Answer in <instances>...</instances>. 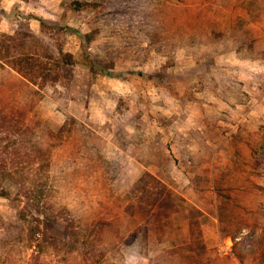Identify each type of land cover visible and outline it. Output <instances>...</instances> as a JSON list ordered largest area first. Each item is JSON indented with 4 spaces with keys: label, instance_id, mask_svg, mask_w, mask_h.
I'll return each instance as SVG.
<instances>
[{
    "label": "rangeland",
    "instance_id": "374dc122",
    "mask_svg": "<svg viewBox=\"0 0 264 264\" xmlns=\"http://www.w3.org/2000/svg\"><path fill=\"white\" fill-rule=\"evenodd\" d=\"M24 2L0 0V32L18 39L32 33L57 57L63 50L76 62L71 79L40 92L31 116L55 133L70 120L82 123L100 154L115 166L108 174L102 166L91 171L75 164L62 175L52 169L31 171L21 184L0 176V264H196L197 258L264 264V172L253 156L264 145V59L244 48L225 52L215 63L227 70L226 77L206 80V62L191 54L153 53L144 66L113 56L107 61L109 74L94 75L91 60L105 59L106 50L114 49L105 29L94 33L88 22L65 10L64 0ZM236 14L251 18L246 10L229 7L226 27ZM92 33L94 38L87 41L85 36ZM103 78L126 82L121 86L134 82V91L102 97L94 85ZM229 78L243 83L248 101L222 118L226 104L217 91L219 82ZM61 147L53 150L54 158L64 151ZM201 154L210 161L192 164L191 157L201 161ZM68 159L67 154L58 157V168ZM147 172L157 176L159 190L166 187L176 205L172 230L161 238L146 230L148 218L130 199ZM220 180L224 194L232 197L230 202L225 198L232 206L231 220L242 225L236 238H223L217 206L208 202H222L216 193ZM121 220L127 225L121 230L124 240L114 232L117 226H105L123 224ZM44 222L52 235L64 231L70 241L89 240L87 252L73 243L56 249L33 238L31 230ZM236 242L255 248L244 262L234 254Z\"/></svg>",
    "mask_w": 264,
    "mask_h": 264
},
{
    "label": "trees",
    "instance_id": "16d2710c",
    "mask_svg": "<svg viewBox=\"0 0 264 264\" xmlns=\"http://www.w3.org/2000/svg\"><path fill=\"white\" fill-rule=\"evenodd\" d=\"M63 6L75 18L93 26L94 33L105 29L106 37L114 46V49L106 50L105 59L91 60L94 75H108L107 61L113 56L123 57L136 66H144L153 53L191 54L195 59L206 62L208 73L203 76L206 80L226 77L227 70L215 63V58L225 52L244 48L264 59V0H174L162 4L155 0H64ZM229 7L246 10L252 19L236 14L230 28L226 27ZM42 26L45 27L44 22ZM94 33L86 35V40L91 41ZM75 64L72 53L60 50L57 57L43 40L32 33L18 39L0 32V176L21 184L31 171L42 174L44 170L52 169L54 173L62 175L73 164L78 169L91 171L102 166L106 174L112 173L109 170L114 168V161L104 159L85 125L70 120L55 133L48 125L31 116L40 92L48 85L71 79ZM229 79L226 82L221 80L217 91V96L226 104L222 118L230 116L232 108L248 101L243 83ZM72 136H75L74 141H71ZM60 146L64 151L54 158L53 150ZM205 148L211 151L209 146ZM65 154L70 164L59 169L57 159ZM253 156L260 173L264 172V145ZM209 161L204 156L201 161L191 157L194 165ZM141 162L146 166L152 165ZM224 177L228 178L229 174L224 173ZM52 178L56 179V175H52ZM224 180H220L216 188L222 202L216 204L212 198L208 202L217 206L223 238H236L242 225L239 221L231 220L229 210L232 206L225 202V198L230 202L232 197L225 195L221 189ZM37 186L36 193L40 192L38 183ZM160 186L157 176L147 172L135 187L136 197L130 199L148 218L146 230L159 233L161 238L172 230L170 218L176 211V205L171 192L164 186L159 190ZM261 190L264 192V189ZM121 222L123 224H117L118 221L105 223V226L110 230L117 226L114 232L124 240L127 237L121 234V230L127 225ZM51 229L47 222L43 226L37 224L31 230V236L40 237L42 244L47 243L56 249L61 246L66 248L73 243L77 245V250L87 252L89 240L77 237L70 241L64 237V231L61 236L52 235L49 233ZM110 241L114 248L116 240ZM246 248L244 242L234 243V254L242 262L255 252L254 247L251 250ZM215 259L220 260L219 257ZM196 264L219 263L213 259L203 261L197 258Z\"/></svg>",
    "mask_w": 264,
    "mask_h": 264
},
{
    "label": "crops",
    "instance_id": "0c3cea01",
    "mask_svg": "<svg viewBox=\"0 0 264 264\" xmlns=\"http://www.w3.org/2000/svg\"><path fill=\"white\" fill-rule=\"evenodd\" d=\"M49 1L53 2V0H49ZM15 2L25 3L22 0H15ZM28 3H31V2H28ZM60 8H61V5L58 6V11L61 13L62 11ZM60 13H58V15ZM109 80H113V79H109ZM102 83H106V85H102ZM121 83H126V82L120 81V83L119 82L115 83V82L107 81L105 80V78H103V79L98 80L96 85H94V88L96 89L97 93L100 94V96L102 97L108 96L109 92H111L113 96H118L120 98L122 94L128 95L129 93L134 91L133 90V88L135 87V85L133 84L134 82H129L128 85L124 84L122 86H121ZM108 84H110L111 87H108Z\"/></svg>",
    "mask_w": 264,
    "mask_h": 264
}]
</instances>
